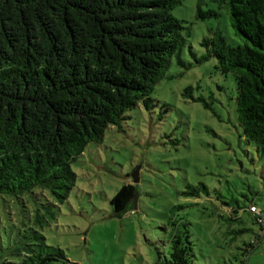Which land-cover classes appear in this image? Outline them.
I'll use <instances>...</instances> for the list:
<instances>
[{"label": "trees", "instance_id": "1", "mask_svg": "<svg viewBox=\"0 0 264 264\" xmlns=\"http://www.w3.org/2000/svg\"><path fill=\"white\" fill-rule=\"evenodd\" d=\"M228 13L240 44L229 46L219 31L203 39V59L213 58L235 84L237 123L248 143L264 157V0H211ZM180 0H0V195L18 200L34 190L63 203L75 186L72 163L89 143L103 141L139 104L153 107L151 94L184 44L183 21L173 16ZM216 16L196 5V18ZM205 108L212 99H195ZM203 190L207 195L200 196ZM203 184H186L167 220L168 253L156 249V264H199L186 209L201 197L218 209L217 219L241 224L248 213L260 229L264 211L249 198L215 202ZM37 195V196H34ZM136 185L125 184L110 200L116 217L132 212ZM136 198V205H137ZM217 202L220 204H217ZM21 204H23L21 202ZM218 206H217V205ZM255 205L262 222L250 212ZM36 215L13 227L10 253L0 264H76L46 244L40 232L53 218ZM242 230H228L232 240ZM260 241V235H256ZM237 256L247 264L257 246L243 242ZM237 257V258H235ZM237 264V263H235Z\"/></svg>", "mask_w": 264, "mask_h": 264}, {"label": "rangeland", "instance_id": "2", "mask_svg": "<svg viewBox=\"0 0 264 264\" xmlns=\"http://www.w3.org/2000/svg\"><path fill=\"white\" fill-rule=\"evenodd\" d=\"M180 1L172 14L183 21L184 44L154 87L153 107L139 104L126 113L120 127L105 131L101 143L85 147L72 163L76 182L63 203L48 191L34 190L35 201L29 194L20 200L0 195V255L10 253L13 227L29 224L36 209L45 220L53 213L49 225L37 227L46 244L60 248L76 264H156V249L168 253L170 209L190 202L182 195L186 184L205 185L215 203L216 196L240 202L249 198L264 211V157L245 140L237 123L232 76H221L213 58L203 59L206 48L201 45L216 31L229 46L240 39L226 10L211 0ZM198 2L216 16L196 18ZM189 87L195 99H212L211 107L190 99L185 94ZM133 183L136 209L114 216L110 200L123 185ZM202 197L186 209L197 263L231 264L228 259L240 254L236 247L254 240L257 247L247 264H264V223L260 229L244 212L241 224H226ZM234 229L242 232L231 242L233 235L225 233ZM237 259L234 264H239V255Z\"/></svg>", "mask_w": 264, "mask_h": 264}, {"label": "built area", "instance_id": "3", "mask_svg": "<svg viewBox=\"0 0 264 264\" xmlns=\"http://www.w3.org/2000/svg\"><path fill=\"white\" fill-rule=\"evenodd\" d=\"M249 210L251 213L256 214L258 216L259 222H262V212L255 205L251 206Z\"/></svg>", "mask_w": 264, "mask_h": 264}, {"label": "water", "instance_id": "4", "mask_svg": "<svg viewBox=\"0 0 264 264\" xmlns=\"http://www.w3.org/2000/svg\"><path fill=\"white\" fill-rule=\"evenodd\" d=\"M132 179H133V182H134V183H137L138 180H137V178H136V175H133V176H132ZM136 198H137V196H134V208L136 207Z\"/></svg>", "mask_w": 264, "mask_h": 264}]
</instances>
